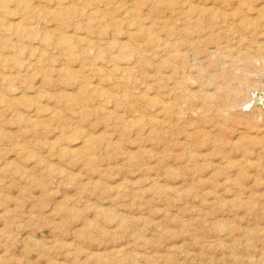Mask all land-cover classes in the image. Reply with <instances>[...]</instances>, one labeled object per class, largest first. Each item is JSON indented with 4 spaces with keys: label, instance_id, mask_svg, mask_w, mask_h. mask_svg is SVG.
<instances>
[{
    "label": "rangeland",
    "instance_id": "374dc122",
    "mask_svg": "<svg viewBox=\"0 0 264 264\" xmlns=\"http://www.w3.org/2000/svg\"><path fill=\"white\" fill-rule=\"evenodd\" d=\"M263 96L264 0H0V264H264Z\"/></svg>",
    "mask_w": 264,
    "mask_h": 264
},
{
    "label": "bare ground",
    "instance_id": "6f19581e",
    "mask_svg": "<svg viewBox=\"0 0 264 264\" xmlns=\"http://www.w3.org/2000/svg\"><path fill=\"white\" fill-rule=\"evenodd\" d=\"M197 5V4H196ZM194 7V6H193ZM198 8H196L195 10H197ZM190 10H191V8H190ZM189 10V11H190ZM192 10H194V8H192ZM259 10H261V9H259ZM198 11V10H197ZM192 12V11H191ZM190 12V13H191ZM200 12V11H199ZM185 13V12H184ZM193 13V12H192ZM194 13H196V12H194ZM198 13V12H197ZM196 15V14H195ZM198 15V14H197ZM200 15V14H199ZM196 17V16H195ZM194 19V18H193ZM199 19V18H198ZM197 19V20H198ZM9 23V22H8ZM197 23V22H196ZM7 25H9V24H7ZM12 24L10 23V25L9 26H11ZM194 25V24H193ZM196 25V24H195ZM195 27H197V26H195ZM146 28V27H145ZM253 33V32H252ZM45 37V36H44ZM54 40H57V38H54ZM55 42V45H56V41H53V43ZM58 43H59V41H58ZM257 96H259L258 94H257ZM260 98V97H259ZM258 98V99H259ZM261 99V98H260ZM255 100H256V98H255ZM262 100H263V103H264V96L262 97ZM260 101V100H259ZM261 103V102H260ZM162 106V105H161ZM166 106V105H165ZM262 106H264V104H262Z\"/></svg>",
    "mask_w": 264,
    "mask_h": 264
}]
</instances>
